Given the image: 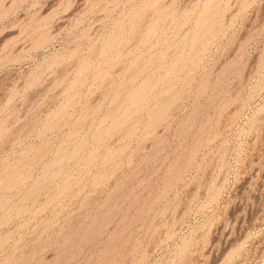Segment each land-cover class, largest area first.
<instances>
[{"label":"rangeland","instance_id":"374dc122","mask_svg":"<svg viewBox=\"0 0 264 264\" xmlns=\"http://www.w3.org/2000/svg\"><path fill=\"white\" fill-rule=\"evenodd\" d=\"M0 222V264H264V0H0Z\"/></svg>","mask_w":264,"mask_h":264},{"label":"bare ground","instance_id":"6f19581e","mask_svg":"<svg viewBox=\"0 0 264 264\" xmlns=\"http://www.w3.org/2000/svg\"><path fill=\"white\" fill-rule=\"evenodd\" d=\"M209 13V12H208ZM207 13V14H208ZM209 15V14H208ZM207 15V16H208ZM205 16V15H204ZM209 19H210V16H209ZM203 21H206V22H208L206 19L205 20H203ZM204 23V22H203ZM201 24H202V22H201ZM210 24V23H209ZM205 26H209V25H205ZM200 27H201V25H200ZM204 26L202 25V28H203ZM207 28V27H206ZM210 29V28H209ZM204 31H205V29H203ZM207 30V29H206ZM200 32V31H199ZM205 34V32L202 34V36ZM196 35H198L197 33H196ZM196 35H195V37H196ZM202 36H198V37H202ZM194 38V37H193ZM117 39V38H116ZM201 39V38H200ZM115 40V39H114ZM197 40H198V38L196 37L195 39H194V42L196 41L197 42ZM200 41V40H199ZM109 42H111V41H109ZM112 42H113V40H112ZM198 44H199V42H197ZM113 44H114V42H113ZM107 46H109L110 47V45H107ZM194 46V45H193ZM136 98V97H135ZM157 115V114H156ZM158 118V117H157ZM196 149V148H195ZM63 159V158H62ZM58 160V159H57ZM60 161H62V160H60ZM56 162V161H55ZM55 162H54V164H55ZM57 164V163H56ZM45 177V176H44ZM44 180V179H43ZM35 188V187H34ZM35 190V189H34ZM58 196V195H57ZM4 221V220H3ZM1 223V222H0ZM3 224V223H2Z\"/></svg>","mask_w":264,"mask_h":264}]
</instances>
